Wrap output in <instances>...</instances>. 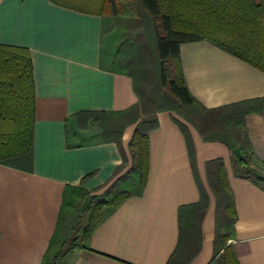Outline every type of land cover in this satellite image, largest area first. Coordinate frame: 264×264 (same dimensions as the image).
<instances>
[{"label":"crops","instance_id":"0c3cea01","mask_svg":"<svg viewBox=\"0 0 264 264\" xmlns=\"http://www.w3.org/2000/svg\"><path fill=\"white\" fill-rule=\"evenodd\" d=\"M106 19L52 0H0V44L29 50L35 82L33 156L0 162V264H42L51 240L61 235L65 186L101 194L126 170L116 173L123 158L115 141L84 140L72 119L82 110H124L138 101L133 78L105 65ZM180 57L189 89L206 107L264 98V71L208 40L182 43ZM173 115L157 114L143 193L102 221L90 249L79 250L72 264H167L178 248L186 251L180 207L199 201L200 190ZM246 123L253 161L264 171V112L249 113ZM187 124L206 186V161L225 162L237 212L235 237L228 241L235 257L240 264H264V189L235 175L225 143L205 141ZM131 131L127 126L122 137L129 163ZM209 194L201 247L188 264H208L213 256L215 199Z\"/></svg>","mask_w":264,"mask_h":264},{"label":"trees","instance_id":"16d2710c","mask_svg":"<svg viewBox=\"0 0 264 264\" xmlns=\"http://www.w3.org/2000/svg\"><path fill=\"white\" fill-rule=\"evenodd\" d=\"M52 1L77 10L115 16L117 32L125 35L132 33L138 21H146L148 33L142 43L149 56L137 68L134 58L126 53L129 44H136L129 38L118 45L113 59L114 69L133 78L138 95L134 105L117 111L82 110L72 116L82 128L89 121H97L102 127L101 139L115 141L121 151L123 161L116 173L125 167L126 170L101 194H91L81 185L65 186L60 224L67 212H75L76 216L65 224L63 232L60 225L61 235L51 240L42 264H72L79 250L90 249L96 227L127 198L143 193L149 168V135L159 126L157 114L161 111L175 113L173 119L186 137L200 190L199 201L180 207L181 238L186 251L178 248L167 262L188 264L201 247V224L209 207L210 194L199 174L187 123L194 126L205 141H221L232 151L239 147L242 158L232 154L235 175L264 189V171L253 161L254 148L246 123L249 113L264 112V98L206 107L187 85L180 46L185 42L208 40L264 71V0ZM131 65L138 75L131 71ZM106 117L112 118L103 120ZM133 122L136 125L129 141V163L122 137L125 127ZM34 123L35 82L31 54L22 46L0 44V162L32 158ZM205 168L215 199L214 252L208 264H240L228 243L235 237L237 212L225 162L223 158H213L206 161ZM87 196L91 201L81 213L80 206Z\"/></svg>","mask_w":264,"mask_h":264},{"label":"rangeland","instance_id":"374dc122","mask_svg":"<svg viewBox=\"0 0 264 264\" xmlns=\"http://www.w3.org/2000/svg\"><path fill=\"white\" fill-rule=\"evenodd\" d=\"M260 0H258L259 2ZM138 25L133 31L132 33H130V35H125V34H121L117 32V20L115 18V16H111V15H107V19L105 22V49L103 51L104 55H105V65L109 66V67H114L115 65L113 64V59L115 57V53L117 50L118 45L122 42L125 41L127 39H131L133 42H135L136 44L131 45L129 44L126 50V53L128 54V57H133L134 58V64L135 66H137V68H139L140 66H142L145 62V58L147 59V56H149V54L147 53V50H145V47L143 46V41L142 39H146L145 35L147 37V33H148V24L146 21L141 20L138 21L137 24ZM135 25V26H136ZM132 65H131V71H135V74L138 75V71L137 69H132ZM112 117H106L103 120H110ZM123 118V117H122ZM122 123V122H121ZM130 125V129H132L130 137H129V141L132 137L136 122L130 123L127 126ZM132 125V126H131ZM75 128V131L77 133H81L84 134L86 136L85 139H92V137H99L101 138L100 132H102V127L101 125L99 126V123L97 121H89V123L87 124V126H85L84 128L80 127L79 125H75L73 124ZM126 126V127H127ZM125 127V128H126ZM72 130V127H71ZM73 131V130H72ZM125 131V129H124ZM123 131V134H124ZM129 141L127 144V149H128V154L131 157L130 151H129ZM207 187L210 191V185L209 182L207 181ZM211 193V191H210ZM212 195V193H211ZM85 211V210H84ZM83 211V212H84ZM82 212V213H83ZM73 216H76L75 212L72 213H66L64 215V220L63 222H61V228H62V232L63 229L65 228L64 226H66L65 224H67L68 222H70V220L73 218Z\"/></svg>","mask_w":264,"mask_h":264},{"label":"water","instance_id":"95a60500","mask_svg":"<svg viewBox=\"0 0 264 264\" xmlns=\"http://www.w3.org/2000/svg\"><path fill=\"white\" fill-rule=\"evenodd\" d=\"M233 153L235 154V156H236L237 158H239V159L242 158L241 150H240L239 147H235V148L233 149ZM90 201H91V197H90V196H87V197L85 198V200L83 201V203L81 204V206H80V212H81V213L87 208V206L89 205Z\"/></svg>","mask_w":264,"mask_h":264}]
</instances>
